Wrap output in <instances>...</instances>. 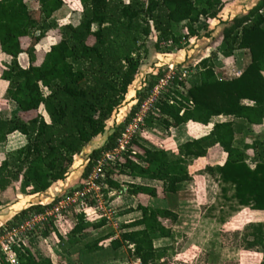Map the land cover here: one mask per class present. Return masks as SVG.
I'll return each mask as SVG.
<instances>
[{
	"label": "trees",
	"instance_id": "16d2710c",
	"mask_svg": "<svg viewBox=\"0 0 264 264\" xmlns=\"http://www.w3.org/2000/svg\"><path fill=\"white\" fill-rule=\"evenodd\" d=\"M37 10H31L28 0H0V51L11 57L0 79L7 82L5 101L14 102L17 116L0 115V145L15 132L26 144L5 155L0 164V193L18 185L20 193L37 195L69 175L74 157L93 139L104 134L106 122L121 107L130 86L139 73L148 50L145 40L156 36L155 48L197 36L195 25L200 18L216 19L224 7L223 0H36ZM80 5L76 25L58 26L51 21L54 13L66 3ZM184 24L187 34L176 35L175 26ZM55 30L56 42L47 51H35L46 34ZM223 56L246 50L250 61L239 77L218 78L211 58L201 63L198 82L183 86L184 91L166 95L155 104L153 115L145 119L147 126L154 121L165 129L188 123L208 126L211 119L228 118L212 125L202 137L187 140L177 147L178 159L171 160L164 149H154L133 140L121 152L115 165L105 172L103 184L107 190L122 191L114 174L132 179L162 184L165 208L137 203L140 217L133 220L118 238L106 233L85 243L83 254L104 251L105 243L112 254L102 261L122 259L116 253L126 247L129 258L141 264L160 263L167 248H156L155 239L172 237L167 222L177 221L178 194L190 181V162L206 159L213 150L225 155L221 165L206 166L204 172L221 185L223 197L240 208L264 212V137L243 141L254 126L264 118V0L243 15L225 22L221 34ZM27 55L28 67L19 66L17 58ZM157 78L144 81L137 91V105L128 118L115 127L104 144L87 158L81 179L90 172L92 164L102 153L112 151L121 131L148 96ZM177 83V79H174ZM180 84V83H179ZM47 90L44 95L42 89ZM43 107L48 121L38 112ZM125 193L139 200L140 196L157 198L155 187L129 183ZM50 204H32L13 216L5 229L50 208ZM3 201L0 198V210ZM74 214L69 225L61 227L72 246L87 229L103 227ZM53 232H56L54 228ZM48 236V232L42 234ZM60 237V236H59ZM61 238V237H60ZM245 250H255L264 264V223L248 224L242 237ZM109 252V253H111ZM17 264H53L49 257L35 253L30 243L15 250ZM101 260L95 261L97 264ZM4 264V263H3Z\"/></svg>",
	"mask_w": 264,
	"mask_h": 264
},
{
	"label": "rangeland",
	"instance_id": "374dc122",
	"mask_svg": "<svg viewBox=\"0 0 264 264\" xmlns=\"http://www.w3.org/2000/svg\"><path fill=\"white\" fill-rule=\"evenodd\" d=\"M123 1L128 2L129 0ZM258 1L223 0L224 7L217 18H200L198 24L194 26L198 33L197 36L190 37L186 41H181L180 48H176L172 44L162 43L156 49L155 35L145 40L148 50L147 56L142 60L139 73L130 86L124 102L106 122L104 134L93 139L88 146L86 145V149H88L86 154L84 156L79 154L74 157L69 175L65 182L61 184H68L70 188L57 198H62L82 186L83 179H81V174L86 167L88 155L94 149L100 148L107 137L113 133L115 127L122 124L128 118L130 111L138 103L136 93L143 87L144 81H149L151 77H156L157 82L155 85H157L158 81L161 78H166L167 74L171 71L178 72V75H184L180 80L177 79V83L171 78L170 83L161 89V93L157 99L158 102L165 98L166 95L172 97L175 93L184 91L183 86L186 89V87L196 84L201 63L208 58L212 59L211 64L218 78H232L237 72H242L245 66L243 56L239 55L237 58L223 56L221 34L225 22L235 16L245 14ZM28 6L31 10L39 8L36 0H28ZM80 11L81 7L78 3H66L59 11L52 15L51 21L58 26H63L67 23L76 25L80 18ZM174 32L176 35L187 34L184 24L175 26ZM56 40L57 35L55 30L49 31L35 46V51L38 54L47 51ZM2 66L5 67L6 63L0 61V69H2ZM42 91L44 95L47 94L46 89L43 88ZM155 97V94H152L151 90L144 100L149 99L151 101ZM6 102L4 97L0 99V108ZM138 107L136 108V112ZM38 112L43 116L45 121H48V117L42 106ZM226 120L228 118L217 117L211 119L209 125L205 127L188 123L168 130H165L158 121H154L151 126H147L144 120L143 124L136 128V140L150 148L164 149L169 159L175 160L178 159L177 147L179 145L187 140L204 136L210 131L213 124ZM124 128L121 133L124 131ZM16 137L18 138L10 136L9 140L7 139L3 145H0V164L6 154L26 144V140L19 135H16ZM263 137L264 132L252 127L251 131L243 137V141L250 142L262 139ZM18 139H21V141ZM224 157V154L220 150H213L206 159L190 162L188 167L190 181L183 185L182 190L178 194L177 221L173 225L169 222L166 224L171 230L172 237L154 240L156 248L165 247L168 249L160 263L259 264L261 261V256L255 250L244 249L242 237L248 224L264 223V212H255L248 208H236L234 202L228 200L230 193L226 194L227 199H225L221 192V185H219L214 177L204 172L206 166L220 165ZM111 168L112 166H107L104 172ZM112 179L118 182L122 191L107 190V192H104L103 189L106 190L107 188H102L94 194V198L90 200L87 206L88 209L95 213L93 214L88 211L89 217L83 216L85 220L91 221V223H103V227L97 230H85L84 234L79 238V242L72 246L68 243L69 237H67L66 232L61 226L63 224L69 225V220L73 221L75 214L73 212L63 215L55 227L57 233L53 232L54 227L50 222L45 223L39 229L33 231L27 230L28 227H26L25 222L33 214L27 219H21V221L13 223L12 226L5 230L2 228L7 223H10L13 216L22 209L32 204H50L56 198L49 202V197L46 194L24 195L20 193L17 184L13 188L8 189L6 193H0V198L3 201V206L0 210V264H7L6 259L8 257H15V250L23 246L25 247L29 243L35 253L41 255L43 258L49 257L53 264H93L97 260H101L100 264L108 262L102 261L103 256L107 255L105 252L110 255L112 254L108 242L105 243L104 251L95 252L90 255L83 254L82 248L84 244L106 233H111L113 235L112 239H116L122 232L136 229H125L124 226L129 225L133 220L140 217V213L135 211L138 201L154 208L166 207V202L163 200L161 192V183L132 179L128 176L116 174L112 176ZM129 183L155 187L158 191V196L153 199L145 196H140L139 200L133 198L125 193V189ZM15 227H18L16 233H12L11 229ZM44 232H48V236L43 237L42 234ZM116 253L123 256L129 264L134 262V259L129 258V252L126 247H122ZM119 262L109 260L108 264H119Z\"/></svg>",
	"mask_w": 264,
	"mask_h": 264
},
{
	"label": "built area",
	"instance_id": "2783aa9c",
	"mask_svg": "<svg viewBox=\"0 0 264 264\" xmlns=\"http://www.w3.org/2000/svg\"><path fill=\"white\" fill-rule=\"evenodd\" d=\"M167 44H171L168 42ZM241 72H237L234 77H239ZM183 74H179L178 72L171 71L167 74L166 78H161L157 85H155L152 89V94H155V98L151 101L144 100L140 103L137 112L131 118L130 122L124 128V131L116 140L115 148L112 151L102 153L100 157L93 162L90 172L83 179L82 186L79 187L76 191H72L66 194L64 197L59 198L58 201L53 203L50 208L45 209L43 212L38 214H33L26 220L25 225L27 230L33 231L35 229H39L45 223L50 222L53 224L55 228L57 223L60 222L63 215H66L70 212L75 214H80L89 217V213H95L94 211L88 209V203L92 198H94V194L100 191L102 188H107L105 184H103L102 179L105 175V168L107 166H114L115 161L120 156L121 152L124 151L129 144L137 138V129L141 126L144 120L149 116L153 115L155 111V104L157 103L158 96L161 93V89L166 87L171 78L180 80L183 78ZM18 227L11 229L12 233H16ZM7 264H17L16 255L8 257L6 259ZM132 264H141L139 260H134Z\"/></svg>",
	"mask_w": 264,
	"mask_h": 264
},
{
	"label": "crops",
	"instance_id": "0c3cea01",
	"mask_svg": "<svg viewBox=\"0 0 264 264\" xmlns=\"http://www.w3.org/2000/svg\"><path fill=\"white\" fill-rule=\"evenodd\" d=\"M239 55L243 56L242 58H243V61L245 62V66L243 68H245L248 65L249 61H250L249 53L246 50L236 51V52H234L233 57H236L237 58ZM0 61H3V62L6 63V65H8L10 63V61H11V57H9V56L1 53V51H0ZM17 62L19 64V66L21 68H23V69H25V68L28 67V58H27V56L25 54H20L18 56V58H17ZM1 68L4 69L5 67L2 66ZM263 78H264V73H263ZM7 85H8L7 82L2 81L0 79V99H2L4 97L5 91H6V88H7ZM1 108H0V115L3 114L2 112L4 111V112H6L7 116H9L10 118H13V117L17 116L18 113H19L18 106L14 102H12V101H7L6 104L3 105ZM203 127H205V126H203ZM254 127L255 128H258L259 131L264 132V118H263L262 124L260 126H254ZM16 135H19L21 138H23L24 140H26L24 136H22L21 134H19L17 132L9 135L7 137V139L9 140L10 136L13 137V138L15 137L17 139L18 137H16ZM18 140L21 141V139H18ZM87 146H85L83 152L81 153L82 156H84L86 154V152L88 150V149H86ZM224 159H225V157H224ZM224 159H223L222 163L224 162ZM65 180L54 183L46 192L41 193V194H46L47 197H49V202L51 200H53L54 198L59 197L62 193H64L67 189L70 188V185H68V184L67 185H61V184H63V182H65ZM145 181H147V180H145ZM114 261H120L119 264H129L128 261L125 258L118 259V260H114ZM108 262H106L105 264H108ZM100 263L101 262H98L97 264H100ZM102 264H104V262H102Z\"/></svg>",
	"mask_w": 264,
	"mask_h": 264
},
{
	"label": "water",
	"instance_id": "95a60500",
	"mask_svg": "<svg viewBox=\"0 0 264 264\" xmlns=\"http://www.w3.org/2000/svg\"><path fill=\"white\" fill-rule=\"evenodd\" d=\"M84 148H85V147H84ZM84 148H83V150H84ZM83 150L81 151V153L83 152ZM81 153H80V154H81Z\"/></svg>",
	"mask_w": 264,
	"mask_h": 264
}]
</instances>
